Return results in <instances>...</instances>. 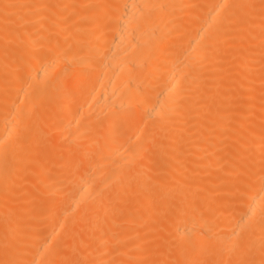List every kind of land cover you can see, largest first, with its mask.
<instances>
[{
	"label": "bare ground",
	"instance_id": "1",
	"mask_svg": "<svg viewBox=\"0 0 264 264\" xmlns=\"http://www.w3.org/2000/svg\"><path fill=\"white\" fill-rule=\"evenodd\" d=\"M0 264H264V0H0Z\"/></svg>",
	"mask_w": 264,
	"mask_h": 264
}]
</instances>
